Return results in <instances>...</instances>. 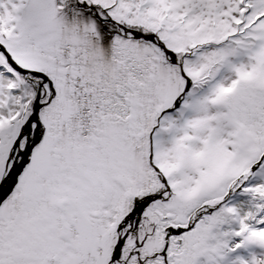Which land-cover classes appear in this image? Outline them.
I'll use <instances>...</instances> for the list:
<instances>
[{
  "label": "snow or ice",
  "instance_id": "1",
  "mask_svg": "<svg viewBox=\"0 0 264 264\" xmlns=\"http://www.w3.org/2000/svg\"><path fill=\"white\" fill-rule=\"evenodd\" d=\"M0 264H264V0H0Z\"/></svg>",
  "mask_w": 264,
  "mask_h": 264
}]
</instances>
